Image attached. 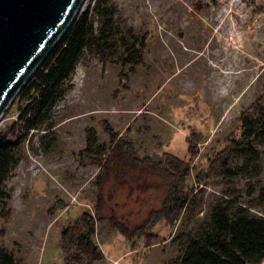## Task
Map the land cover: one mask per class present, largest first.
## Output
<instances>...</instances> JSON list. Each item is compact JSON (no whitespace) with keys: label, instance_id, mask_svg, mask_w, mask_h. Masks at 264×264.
Returning a JSON list of instances; mask_svg holds the SVG:
<instances>
[{"label":"rangeland","instance_id":"obj_1","mask_svg":"<svg viewBox=\"0 0 264 264\" xmlns=\"http://www.w3.org/2000/svg\"><path fill=\"white\" fill-rule=\"evenodd\" d=\"M112 0L120 32L147 36L144 62L121 68L118 51L84 53L70 89L56 104L49 124L31 133L21 160L5 182L9 200L0 206V247L17 264H65L61 233L83 212H91L99 175L96 158L83 153L86 131L109 146L104 125L135 145L140 156L169 152L186 155L185 137H201L193 160L196 171L238 133L239 118L264 101V0ZM85 0L80 13L91 10ZM17 101L0 118V133L17 120ZM247 173L226 184L207 180L198 218L221 195L232 192L250 213L264 215V147ZM192 177V179H193ZM167 188L158 176L127 171L111 175L103 188V217L113 213L128 229L140 226L160 208ZM176 227L160 221L143 234L126 238L104 222L95 242L104 259L94 264H165L176 254ZM150 245V246H149Z\"/></svg>","mask_w":264,"mask_h":264},{"label":"trees","instance_id":"obj_2","mask_svg":"<svg viewBox=\"0 0 264 264\" xmlns=\"http://www.w3.org/2000/svg\"><path fill=\"white\" fill-rule=\"evenodd\" d=\"M111 2L93 0L91 10L78 14L8 107L17 101L16 123L0 133V206L3 210L10 198L5 182L21 160L25 142L31 133L52 128L51 113L70 89L71 78L84 53L93 49L102 54L117 49L116 62L121 68L133 71L143 64L147 36L136 37L130 30L122 34L114 20ZM193 2L194 12L198 14L204 0ZM104 127L109 134L108 147L98 143L93 129L86 131L83 153L96 158L100 171L92 182L97 198L91 212H83L61 233L60 247L65 264H94L104 259L94 238L96 227L106 221L128 239L145 233L160 221L179 229L170 241L177 248L176 254L165 264H262L264 215L250 213V206H244L239 197L229 192L221 195L209 211L198 218L202 192L197 186L210 179L230 184L259 160V148L264 147V101H257L250 112L241 115L238 133L213 152L207 158V168L194 177L193 160L201 140L196 132L191 131L185 137L183 158L169 152L161 156H140L132 141L114 133L108 125ZM135 170L160 177L167 191L159 209L150 211L142 225L128 229L114 213L108 218L102 216L105 207L102 192L112 174L121 180L127 171ZM191 180L197 186L190 184ZM258 199L264 202V192ZM0 264L17 262L10 252L0 247Z\"/></svg>","mask_w":264,"mask_h":264},{"label":"water","instance_id":"obj_3","mask_svg":"<svg viewBox=\"0 0 264 264\" xmlns=\"http://www.w3.org/2000/svg\"><path fill=\"white\" fill-rule=\"evenodd\" d=\"M85 0H0V118Z\"/></svg>","mask_w":264,"mask_h":264},{"label":"crops","instance_id":"obj_4","mask_svg":"<svg viewBox=\"0 0 264 264\" xmlns=\"http://www.w3.org/2000/svg\"><path fill=\"white\" fill-rule=\"evenodd\" d=\"M262 264H264V261L262 262Z\"/></svg>","mask_w":264,"mask_h":264}]
</instances>
